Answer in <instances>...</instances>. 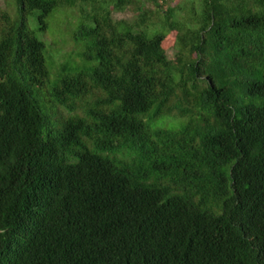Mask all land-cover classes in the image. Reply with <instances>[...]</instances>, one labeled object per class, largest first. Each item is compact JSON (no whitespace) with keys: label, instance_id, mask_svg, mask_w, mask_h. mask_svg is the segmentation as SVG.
<instances>
[{"label":"trees","instance_id":"obj_1","mask_svg":"<svg viewBox=\"0 0 264 264\" xmlns=\"http://www.w3.org/2000/svg\"><path fill=\"white\" fill-rule=\"evenodd\" d=\"M16 3L19 22L0 12V264H264V0L191 1L157 25L113 19L136 0ZM78 3L96 64L44 93L27 17L45 33Z\"/></svg>","mask_w":264,"mask_h":264},{"label":"rangeland","instance_id":"obj_2","mask_svg":"<svg viewBox=\"0 0 264 264\" xmlns=\"http://www.w3.org/2000/svg\"><path fill=\"white\" fill-rule=\"evenodd\" d=\"M191 1L193 3L197 2V0H172L164 6L161 12L157 11L154 5L146 2V0H136L135 5L127 6L122 12H113L112 17L115 21L134 23L138 15L147 10L153 13L147 25H151L152 23L157 25L164 15L163 11L167 8L188 6V3ZM84 7L87 12H91L90 4L85 6L82 3H78L72 8L61 7L56 9L47 19L48 28L45 33H39L37 31L36 13H32L27 17L28 29L45 45L44 58L46 68L49 72V79L42 88L44 93L50 91L61 76L73 74L78 71H89L96 64L95 62H85L81 58V53L84 50V42L75 38L82 22L80 11ZM0 12L5 14L12 24L20 20L16 0H0ZM185 15V11L180 12L178 13V18L182 19ZM175 38L176 33H169L165 42V49L169 59H174L175 51L173 50V45ZM50 116L54 123H56V119L60 118L59 115L55 117L53 113ZM63 116L67 117V113H64ZM180 125L177 126L176 124V127L173 128H177Z\"/></svg>","mask_w":264,"mask_h":264}]
</instances>
